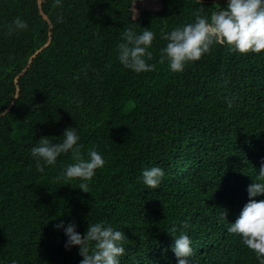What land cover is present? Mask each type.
Masks as SVG:
<instances>
[{"label": "trees", "instance_id": "1", "mask_svg": "<svg viewBox=\"0 0 264 264\" xmlns=\"http://www.w3.org/2000/svg\"><path fill=\"white\" fill-rule=\"evenodd\" d=\"M143 1L0 0V264H80L78 246L66 249L54 225L74 222L83 235L101 220L127 237L121 264H177L174 228L191 237L190 264H260L227 228L264 165V51L216 43L173 72L160 62L163 33L227 0ZM17 17L28 28L9 34ZM133 24L156 33L155 71L118 59ZM74 126L85 158L95 148L106 160L88 192L80 180L54 179L74 163L70 153L40 173L30 151ZM153 166L165 172L155 190L142 181Z\"/></svg>", "mask_w": 264, "mask_h": 264}, {"label": "clouds", "instance_id": "2", "mask_svg": "<svg viewBox=\"0 0 264 264\" xmlns=\"http://www.w3.org/2000/svg\"><path fill=\"white\" fill-rule=\"evenodd\" d=\"M62 3L63 0H54L55 7L62 6ZM194 3L201 4V0H194ZM193 15L192 22L163 33L162 38L167 43L160 49V62L167 60L171 71L183 72L186 64L200 60L216 43L226 45L231 52L240 54H259L264 51V0H227L226 7L214 11L210 18L203 13L202 8H198ZM27 28L28 23L17 17L9 27V34ZM143 29L138 32L135 24L127 27L117 45L120 63L138 74L156 70V64L150 63L154 59L151 49L156 33L150 28ZM62 137V141L55 143L47 138L39 139L31 148L36 169L44 173L46 167L57 164L60 156L70 153L74 163L64 165L63 171L54 179L57 183L62 180H80L79 188L88 192L87 182L92 181L97 170L105 166L106 160L95 148L89 149L85 158L84 145L75 126L65 128ZM164 176L162 168L153 166L143 170L142 181L146 188L155 190ZM247 194L248 202L235 222L229 223L227 231L239 235L247 248L255 253L260 264H264V200L253 199L264 195V165L257 179L247 187ZM221 214L226 219L227 213ZM54 227L62 229L67 237L66 249L78 246L82 257L80 264H121V258L126 255L124 241L127 237L122 227L101 220L88 224L83 235L76 230L74 222L65 226L61 221ZM169 233L174 237L171 250L177 258V264H190L194 256L191 237L187 232H178L175 228Z\"/></svg>", "mask_w": 264, "mask_h": 264}, {"label": "rangeland", "instance_id": "3", "mask_svg": "<svg viewBox=\"0 0 264 264\" xmlns=\"http://www.w3.org/2000/svg\"><path fill=\"white\" fill-rule=\"evenodd\" d=\"M141 6L143 7H147V8H150V7H155L157 6V3L155 1H151V0H144L142 3H141Z\"/></svg>", "mask_w": 264, "mask_h": 264}]
</instances>
